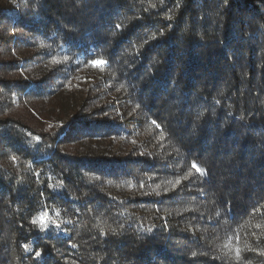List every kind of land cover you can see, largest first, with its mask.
<instances>
[{
	"label": "trees",
	"instance_id": "1",
	"mask_svg": "<svg viewBox=\"0 0 264 264\" xmlns=\"http://www.w3.org/2000/svg\"><path fill=\"white\" fill-rule=\"evenodd\" d=\"M0 264H264V0H0Z\"/></svg>",
	"mask_w": 264,
	"mask_h": 264
},
{
	"label": "snow or ice",
	"instance_id": "2",
	"mask_svg": "<svg viewBox=\"0 0 264 264\" xmlns=\"http://www.w3.org/2000/svg\"><path fill=\"white\" fill-rule=\"evenodd\" d=\"M94 63H96V64H102V63H104L103 61H95Z\"/></svg>",
	"mask_w": 264,
	"mask_h": 264
}]
</instances>
